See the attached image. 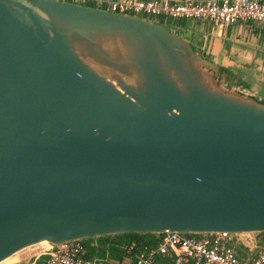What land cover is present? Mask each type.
I'll return each mask as SVG.
<instances>
[{"label": "water", "instance_id": "95a60500", "mask_svg": "<svg viewBox=\"0 0 264 264\" xmlns=\"http://www.w3.org/2000/svg\"><path fill=\"white\" fill-rule=\"evenodd\" d=\"M259 81L187 29L0 0V262L41 242L264 234Z\"/></svg>", "mask_w": 264, "mask_h": 264}, {"label": "built area", "instance_id": "2783aa9c", "mask_svg": "<svg viewBox=\"0 0 264 264\" xmlns=\"http://www.w3.org/2000/svg\"><path fill=\"white\" fill-rule=\"evenodd\" d=\"M88 7L105 5V11L130 16H159L184 18L205 22L216 27L244 23L248 32L256 28L264 31V0H53ZM96 9H101L97 8ZM103 10V9H101ZM252 24H255L252 25ZM155 246H138L135 243L121 246L130 264H264V237L262 246L257 236L248 234L209 233L178 234L165 232ZM249 248V253H239L235 245ZM43 257L39 264H93L86 258L80 241L48 245L37 253L31 264Z\"/></svg>", "mask_w": 264, "mask_h": 264}, {"label": "rangeland", "instance_id": "374dc122", "mask_svg": "<svg viewBox=\"0 0 264 264\" xmlns=\"http://www.w3.org/2000/svg\"><path fill=\"white\" fill-rule=\"evenodd\" d=\"M92 6L97 7V8H101L103 10L107 9L105 5H102V6L92 5ZM137 17L140 19L146 20L148 22H152L154 24L161 25L168 30H172V28H175V27H177V28L186 27V28H192L191 32H195V33H198L200 35L204 34L205 36H207L206 35L207 33L211 34V35L216 34V27L212 24H208L205 22L199 23V22H196V21H193L190 19L165 18V17H159V16H143V15L141 16V15H139ZM252 25L255 26V24H252ZM197 30H199V31H197ZM227 33H228V35L230 34V37L232 39H236L239 44L249 45L248 46L249 48H251V46L254 47V49H256V53L258 55H260L259 58H261L262 55L264 54V39L260 38L259 42H257V43L252 41V38H250L246 34V28H245L244 23L237 22V23L229 26V28H225L222 31L223 36H226ZM246 57L248 59V60H246V64H247L249 62V54ZM249 67H250V65H249ZM255 67H257L256 63L252 62L250 71H252L251 73H255V72L256 73L249 78L253 81V83L260 82L259 80H261V87H262V90L264 91V75H260L258 70H254V69H256ZM254 85H256V84H254ZM225 88L228 90H236V87H233L232 85H226ZM263 240H262V237L260 235L257 236V244L259 247L262 246ZM81 242H82L81 244H83L82 246L84 249H86V250L90 249L88 246V241L85 242L84 240H81ZM105 243L110 244L109 241L105 242ZM42 249H44V247L37 246V245L23 249L20 252L16 253V255L14 257L15 258L14 262H16V260H17V261H20V263H22V264H28L32 261L31 259L33 258V256H35L37 253L42 251ZM235 249L239 253H249V250H250L247 247H243L239 243H237L235 245ZM100 251L103 252V256L99 257V259H101L100 264H129L131 261V259L127 255H125V254L123 255L122 253H120V251L117 248H114V250H112V249H108V247H105V245H102V248H99L97 251H94L95 252V255H94L95 258H97L96 253H99ZM154 264H160V263L155 262Z\"/></svg>", "mask_w": 264, "mask_h": 264}, {"label": "crops", "instance_id": "0c3cea01", "mask_svg": "<svg viewBox=\"0 0 264 264\" xmlns=\"http://www.w3.org/2000/svg\"><path fill=\"white\" fill-rule=\"evenodd\" d=\"M176 1H183V0H176ZM225 28H229V26L216 27V34L214 35L207 33L206 34L207 36H205L204 34H202V37L204 38V43L206 44L208 49V53L212 55L213 62L225 68L227 71H231V73L233 72L239 76H244L247 78L251 77L256 73V72L251 73L252 71H250L251 63L254 62L257 65V67H255L256 69L254 70H258L260 75H264V54L262 55L261 58H259L260 55L256 53V49H254V47L251 46V48H249L248 47L249 45L239 44L237 40L232 39L230 37V34L228 35V33L226 34V36H223L222 31ZM245 28H246V34L250 38H252V41H254L255 43L259 42L260 38L264 39V31L262 29L256 28L253 32H248L246 25ZM182 29H187L191 31L192 28L182 27ZM248 54H249V62L246 64V60H248L246 56ZM248 64L250 65V67ZM246 91L250 96L253 97L257 96L259 98H264V91L262 90L260 84H258V86L252 85ZM102 245L108 247L107 243L100 244L97 240L94 239L88 242V246L90 249L88 250L85 249L86 258L90 259L93 262V264H100L101 259H99L98 256H97L98 259L94 257L95 255L94 251H97L99 248H102ZM33 258L31 259L32 261ZM42 260L43 257H40L34 262V264H39ZM31 262L28 264H31ZM11 264H22V263H20V261H16Z\"/></svg>", "mask_w": 264, "mask_h": 264}, {"label": "trees", "instance_id": "16d2710c", "mask_svg": "<svg viewBox=\"0 0 264 264\" xmlns=\"http://www.w3.org/2000/svg\"><path fill=\"white\" fill-rule=\"evenodd\" d=\"M88 7L95 8L92 5H88ZM182 28V27H180ZM261 237H264V234H258ZM159 236L154 235V234H135V233H126V234H121V235H116L112 237L104 236V237H98L95 238L94 240H97L100 244H104V242H108V249L114 250V248H117L120 253H123V250L121 249V246L128 245L130 243H135L138 246H155L157 239ZM86 241H91V240H84ZM80 243H82L80 241ZM83 245V244H81ZM96 256L101 257L103 256V252H99L96 254ZM163 263L162 259L160 257H155L154 263Z\"/></svg>", "mask_w": 264, "mask_h": 264}, {"label": "bare ground", "instance_id": "6f19581e", "mask_svg": "<svg viewBox=\"0 0 264 264\" xmlns=\"http://www.w3.org/2000/svg\"><path fill=\"white\" fill-rule=\"evenodd\" d=\"M36 246V245H35ZM37 246H42V247H46L47 246V244L45 243V242H41V243H39V244H37ZM15 255L16 254H14V255H12V256H10V257H8V258H6L5 260H3L2 262H0V264H11V263H13L14 261H15ZM17 261V260H16Z\"/></svg>", "mask_w": 264, "mask_h": 264}]
</instances>
